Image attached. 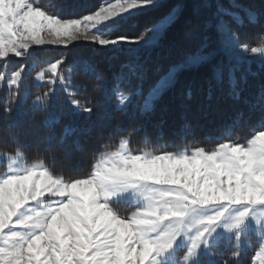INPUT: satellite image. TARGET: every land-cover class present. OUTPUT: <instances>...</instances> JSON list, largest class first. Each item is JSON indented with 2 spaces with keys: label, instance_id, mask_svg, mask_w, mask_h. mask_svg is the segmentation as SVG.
Returning a JSON list of instances; mask_svg holds the SVG:
<instances>
[{
  "label": "snow or ice",
  "instance_id": "1",
  "mask_svg": "<svg viewBox=\"0 0 264 264\" xmlns=\"http://www.w3.org/2000/svg\"><path fill=\"white\" fill-rule=\"evenodd\" d=\"M55 9V3L46 7L35 0H0V62L27 60L44 46L64 51L34 77L47 89L32 100L42 111L62 96L71 110L91 117L92 102L79 98L80 90L89 87L111 89L125 109L142 93L132 81L153 72L147 54L190 10L200 22L193 46L158 76L140 116L150 117L179 76L194 70L209 103L194 104V90L188 87L177 135L183 140L191 135L195 145L196 121L222 110L223 101L213 98L225 78L227 108L238 120L244 117L241 105H249V99L241 62L250 53L264 66V33L256 46L241 40L233 25L245 17L250 23L257 20L243 0H229L227 7L222 0H184L180 9L163 0H116L75 17ZM156 11L159 19L141 27L139 17ZM258 18L264 22V7ZM81 46L120 54L122 71L106 79L92 57L73 54ZM26 68L21 63L10 73L0 71L5 114L20 100ZM77 69L91 77L90 84L73 79ZM250 107L259 108L261 123L245 142L221 138L210 149L186 145L181 150L167 141L133 147L142 126H115L91 147L89 167L76 174L58 173L54 157L51 164L39 154L35 162H24L22 146L0 150V159L9 162L0 172V264H205V258L207 264H219L215 258L223 255L217 251L222 233L240 245L254 224L264 236V83ZM73 131L65 127L64 135ZM239 256L233 251L231 259ZM253 259L264 264V239Z\"/></svg>",
  "mask_w": 264,
  "mask_h": 264
},
{
  "label": "trees",
  "instance_id": "2",
  "mask_svg": "<svg viewBox=\"0 0 264 264\" xmlns=\"http://www.w3.org/2000/svg\"><path fill=\"white\" fill-rule=\"evenodd\" d=\"M116 0H35L46 7L56 5V11L66 17H75L96 8L98 5ZM249 5L253 12L257 13V20L250 23L245 17L237 28L240 38L253 46L259 43L257 37L264 33V22L258 18L259 11L264 7V0H243ZM167 6L183 7L184 0H163ZM227 7L229 0H222ZM160 12H149L139 17L140 26L150 25L158 20ZM199 20L193 17L190 10L184 12L177 21L172 24L160 37L157 45L147 54L148 63L153 67L146 79L143 81H132V86L142 89L141 95L134 96L125 109L119 108L118 96L111 89L106 92L93 91L91 87L87 91L81 89L80 99L88 97L95 107L91 117L77 114L65 103L62 96L54 98L52 104L46 111L33 105L35 95L42 94L46 87L38 85L34 79L37 72L55 59L64 55L59 47L35 48L27 60L12 58L7 64L0 62V71L10 73L21 63L27 65L21 86V97L10 114L3 111V96L6 89L0 91V150H14L22 146L26 154L25 162H35L33 157L39 154L47 157L46 163L51 164L54 157L55 168L58 173L76 174L81 173L89 167L91 147L99 144L107 137V134L115 126L128 127L139 124L142 127L133 137V147L148 146L150 142L158 145L165 141L177 149H183L186 145L205 146L212 148L218 139H231L245 142L258 130L261 123L259 108L251 109L256 103L260 85L264 83V66L257 63L241 64V71L247 76L245 96L249 99V105H241L245 115L237 119L234 112L227 108L229 91L227 79L222 85V91L214 94L213 102L219 97L221 111L215 112L206 118H199L194 127L195 145L193 137L183 140L177 135V130L182 124V112L180 105L186 99L188 87L194 90V104H207V91L198 83V73L190 71L183 73L178 78V83L156 102L155 112L148 118L140 116V106L151 86L156 82L171 64L180 60L189 51L194 43V32L199 28ZM76 56L87 54L92 57L96 70L111 80L115 74L121 72L122 56L107 52H98L89 46H81L73 49ZM157 70H160L159 72ZM126 72V70H124ZM73 79L84 83L91 82V77L77 69L73 72ZM238 76L240 73L237 74ZM126 94V91H125ZM191 119V116L188 117ZM58 121V122H56ZM65 127L74 129L70 135H64ZM103 132V135L101 134ZM163 140H158L159 136ZM148 138L146 141L145 138ZM5 160L0 165V172L5 170ZM258 246L250 250L240 251L234 245L220 243L217 251L223 255L215 259L219 264L228 261L229 264H253L254 256ZM233 251H239L240 256L231 259ZM205 264L206 258H205Z\"/></svg>",
  "mask_w": 264,
  "mask_h": 264
},
{
  "label": "rangeland",
  "instance_id": "3",
  "mask_svg": "<svg viewBox=\"0 0 264 264\" xmlns=\"http://www.w3.org/2000/svg\"><path fill=\"white\" fill-rule=\"evenodd\" d=\"M116 2V1H115ZM170 27V26H169ZM168 27V28H169ZM167 28V29H168ZM44 47H55V46H44ZM42 47V48H44ZM248 59H245L244 61L241 62V64H247V63H257L260 64L258 62L259 58L258 57H252V54H248ZM18 59V58H15ZM128 104V103H127ZM126 104V105H127ZM4 159H0V165L3 163ZM5 170L7 169V164L9 163L8 161L5 160ZM25 162V161H24ZM4 170V171H5ZM262 239H264V236H262V234L255 229V225L253 224V228L252 230H250L248 233H246L243 237H242V242L240 245H236L235 240L233 237H231L228 234L222 233L221 235V241L220 243H224L226 245H234L235 247H238L240 251H246V250H250L252 249L254 246H258V250L260 248V244ZM256 251V252H257ZM206 262H207V258H206ZM253 264H257V262L254 260Z\"/></svg>",
  "mask_w": 264,
  "mask_h": 264
}]
</instances>
